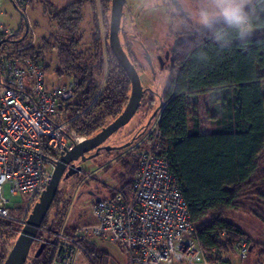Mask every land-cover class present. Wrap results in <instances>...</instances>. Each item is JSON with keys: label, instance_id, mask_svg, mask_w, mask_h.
Listing matches in <instances>:
<instances>
[{"label": "trees", "instance_id": "trees-1", "mask_svg": "<svg viewBox=\"0 0 264 264\" xmlns=\"http://www.w3.org/2000/svg\"><path fill=\"white\" fill-rule=\"evenodd\" d=\"M99 1L105 17L112 0ZM87 4L95 9L97 3L76 0L64 8L49 5V17L57 31L43 38L41 47H27L24 54L44 65L45 52L57 51L55 74L60 80H70L75 91L73 99L59 105L53 122L67 124L79 137L91 139L123 113L131 95V82L110 48L104 55L98 33L94 35L93 55L86 57L81 51L80 30ZM246 11L259 26L244 40L233 38L226 46L216 41L212 30L185 21V36L170 53V78L163 106L156 113H160V154L169 159L170 172L177 180L196 239L206 255L212 250L229 252L242 237L249 238L252 250L260 245L264 255V244L254 241L228 219L230 213H242L264 223V0H253ZM221 27L222 23L215 25L216 29ZM17 36L13 34L11 42L22 45L24 39L14 40ZM93 63L105 75L103 82L93 73ZM48 69L45 66V71ZM205 94L212 97L213 103L208 112L213 125L209 133H203L200 127L199 98ZM142 150L143 146L130 153L124 164L122 160L126 174L119 178L121 188L110 196L117 191L130 195ZM109 152L103 150L99 155ZM59 197L58 192L35 241L46 247L39 257L38 250L32 259L29 255L26 264H51L52 248L48 240L41 238V232L48 228L55 234L53 231L63 225L64 214L57 209ZM54 208L59 213L49 221ZM22 229L0 221V264H4L11 241ZM78 230L80 227L65 232ZM86 246L99 264H108V255L97 250L93 240Z\"/></svg>", "mask_w": 264, "mask_h": 264}, {"label": "built area", "instance_id": "built-area-1", "mask_svg": "<svg viewBox=\"0 0 264 264\" xmlns=\"http://www.w3.org/2000/svg\"><path fill=\"white\" fill-rule=\"evenodd\" d=\"M4 0H0V8ZM26 14L33 0H11ZM13 32L0 24V221L25 226L29 214L18 217L10 198L31 194L29 207L47 190L57 163L87 139L56 125L61 103L73 99L75 87L46 86L45 66L26 57L27 47L11 42ZM160 116L145 130L139 171L130 195L121 191L95 202L94 222L76 233H55L51 264H98L86 242L102 239L119 245L127 264H236L251 252L242 237L229 252L206 255L197 239L187 204L160 154Z\"/></svg>", "mask_w": 264, "mask_h": 264}, {"label": "rangeland", "instance_id": "rangeland-1", "mask_svg": "<svg viewBox=\"0 0 264 264\" xmlns=\"http://www.w3.org/2000/svg\"><path fill=\"white\" fill-rule=\"evenodd\" d=\"M76 0H33L26 14L18 10L13 1L4 0L0 8V24L17 34V39L23 40L21 46L41 47L42 39L53 35L57 30L51 22L49 5L56 8H64ZM253 0H251L252 3ZM183 12L175 10L170 0H126L124 7V18L122 22L121 42L132 64L136 67L143 90H148L142 101V106L133 120L111 138L104 147L116 149L113 152L101 154L94 158H88L85 162L76 164L82 168L84 174L63 179L60 184L59 198L57 204L64 214L63 225L55 232L63 230L73 231L76 227H83L94 222L93 206L98 198L109 197L110 194L119 188V178L126 172L122 169V160L127 159L130 153L136 152L145 138V130L149 124L155 123L160 116L157 115L152 121L150 119L160 111L163 106L162 98L165 96L166 86L170 78V53L173 47L180 42L186 33L185 21L187 20L194 27L202 29L190 15L194 9L196 0H178ZM95 9L91 4L84 7V21L81 25L80 35L83 37L81 51L86 57L93 55L94 35L98 33L102 41L104 55L109 47V27L111 17L110 4L106 16L102 17L101 4L96 0ZM250 3V4H251ZM28 29V31H27ZM44 65L49 66L46 71V86L51 87L55 81V70L57 67V51L50 50L44 54ZM95 63V62H94ZM91 64L93 73L99 80L104 81L105 75L101 73L97 64ZM68 82L66 80L64 83ZM56 85L61 82L56 81ZM199 115L200 127L203 133L213 130V125L208 119V112L212 108V97L209 94L200 96ZM134 143L130 146V144ZM94 155V152L89 154ZM7 197L10 198V208L15 210L18 217L24 214H31L33 208L29 207L31 194H19L11 197L7 188ZM54 208L50 212L49 221L57 218L58 210ZM228 219L240 226L254 241L264 244V223L254 217L242 213H230ZM17 225V224H16ZM54 234L45 228L41 232V238L48 240L51 246L52 257L54 255L55 241ZM17 238H13L12 244L8 247L7 256L15 245ZM92 242V240H91ZM97 250L108 255V264H126L127 257L119 245L102 239H93ZM35 242L30 259L39 250L40 245ZM248 255V258L236 264H264V255L261 256L262 247L256 246ZM97 261V260H96ZM83 264V263H79ZM99 264V263H98Z\"/></svg>", "mask_w": 264, "mask_h": 264}, {"label": "water", "instance_id": "water-1", "mask_svg": "<svg viewBox=\"0 0 264 264\" xmlns=\"http://www.w3.org/2000/svg\"><path fill=\"white\" fill-rule=\"evenodd\" d=\"M177 11L183 12L178 0H172ZM126 0H112L110 27H109V47L119 65L126 72L131 82V95L123 113L109 126L104 128L100 133L91 139L76 145L72 151L63 156L57 163L52 180L41 196L39 202L35 205L25 226L19 234V237L8 254L4 264H26L31 249L37 239L41 226L48 215L60 189L63 179H69L82 172L81 167L76 164L80 161L85 162L88 158H94L101 151H111L112 148L104 147L106 141L114 134L127 126L135 117L142 106L145 95L137 69L130 61L121 42V25L124 15ZM184 13V12H183ZM186 16L187 14L184 13ZM156 116V114L154 115ZM95 152L93 156H88ZM98 198L96 202H100ZM46 245L42 244L36 253L39 257Z\"/></svg>", "mask_w": 264, "mask_h": 264}, {"label": "clouds", "instance_id": "clouds-1", "mask_svg": "<svg viewBox=\"0 0 264 264\" xmlns=\"http://www.w3.org/2000/svg\"><path fill=\"white\" fill-rule=\"evenodd\" d=\"M251 0H196L190 15L200 26L212 30L216 41L222 46L233 38L244 40L259 25L246 8ZM217 23L224 27L215 28Z\"/></svg>", "mask_w": 264, "mask_h": 264}, {"label": "crops", "instance_id": "crops-1", "mask_svg": "<svg viewBox=\"0 0 264 264\" xmlns=\"http://www.w3.org/2000/svg\"><path fill=\"white\" fill-rule=\"evenodd\" d=\"M6 28V27H5ZM7 29V28H6ZM27 31H28V29H27ZM46 66V65H45ZM47 67H49V66H47ZM56 71V70H55ZM56 81H59V82H61V84H59V85H56L55 83H56ZM66 80H60V79H58V77L56 76V78H55V81H53L52 83H51V87H53V86H55V87H60V86H63L64 84H66V83H64ZM68 82H70V80H68ZM107 198V197H106ZM100 199H103V198H100ZM126 264H127V261H126Z\"/></svg>", "mask_w": 264, "mask_h": 264}, {"label": "flooded vegetation", "instance_id": "flooded-vegetation-1", "mask_svg": "<svg viewBox=\"0 0 264 264\" xmlns=\"http://www.w3.org/2000/svg\"><path fill=\"white\" fill-rule=\"evenodd\" d=\"M171 1V4H172V6L175 8V6H174V4L172 3V0H170ZM175 10H176V8H175ZM177 11V10H176ZM180 14H182V16H184V17H187V15L185 16L184 15V13L183 12H181V11H178ZM122 22H123V19H122ZM121 28H122V25H121ZM122 31H123V28H122ZM145 95H146V93H145ZM144 95V96H145ZM104 146V145H103ZM95 153V152H94ZM88 156H90V155H88ZM79 163V162H78Z\"/></svg>", "mask_w": 264, "mask_h": 264}]
</instances>
